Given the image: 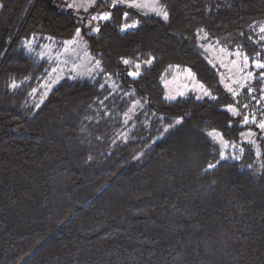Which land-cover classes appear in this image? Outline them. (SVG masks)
Segmentation results:
<instances>
[{
    "label": "trees",
    "instance_id": "obj_1",
    "mask_svg": "<svg viewBox=\"0 0 264 264\" xmlns=\"http://www.w3.org/2000/svg\"><path fill=\"white\" fill-rule=\"evenodd\" d=\"M60 4L0 0V264H264V131L227 111L236 101L199 47L205 35L264 60V0H161L167 21L101 3L112 18L96 34ZM78 28L103 71L63 79L37 104L52 63L28 48L58 51ZM174 66L216 99L166 101ZM237 99L263 119L247 88Z\"/></svg>",
    "mask_w": 264,
    "mask_h": 264
},
{
    "label": "rangeland",
    "instance_id": "obj_2",
    "mask_svg": "<svg viewBox=\"0 0 264 264\" xmlns=\"http://www.w3.org/2000/svg\"><path fill=\"white\" fill-rule=\"evenodd\" d=\"M60 2L62 3L60 4V6L64 10L72 11L77 14L83 13L87 15L86 21L84 20V22L82 23L85 24L88 32L92 34H96L97 32H93L91 28L99 27L98 23L104 22V21H91L92 15L101 14L107 11V9L104 10L103 8L104 5L102 6L100 2L96 4L95 6L97 7L95 8L96 10L90 12L89 14H86V12L88 13L91 7L88 8V11H84L83 8L77 10V8L75 7H68V5H72V4H77V5L85 4V6H87L86 0H60ZM139 2L146 6L141 7L139 9H135V8L133 9L138 10L145 14L155 15L151 11V6H152L151 0H139ZM77 14L76 16L78 18L83 17L80 14H79L80 16H78ZM261 26H264V22L261 24ZM261 26H259L258 29H260ZM260 34L261 36H264V34L262 33ZM204 36L205 35L201 36V39L199 41V47L202 50V52L206 54L209 61L218 68L219 83L226 90L228 86H231L233 89H235L240 93L242 89H240L236 83H233V81L242 82L245 78V74L247 71L256 72L258 70L254 69L251 66L252 62L250 61H249V68L243 69V60L232 55L233 52L237 51L236 49H227L215 45L204 39ZM74 37L75 35L68 41H73ZM260 40L264 45V40H262L261 38ZM68 41H66L64 46L58 51H54L55 49L53 50V47L51 45L46 44L43 48H40L35 52L34 45L36 42H34L33 45L30 44L31 46L29 45L30 47L28 48V52L30 54L36 53L39 58H45L52 63L51 70L49 71L46 79L42 82L40 86L39 93L36 98L37 104L42 103L43 100L47 97L48 93L55 86H57V84L61 82L63 79L90 78L99 71V69L96 67V62L94 61L93 57L90 55L88 50L86 49V42L81 31H80L79 39L75 40L73 43H67ZM143 63H136V64H140L142 66ZM134 65H133V70H130V72L136 71ZM241 69H243V71H241ZM170 73H171L170 76L163 79L162 82L164 88V94H163L164 99L165 97H175V99H177L179 97H183L189 94L194 96L196 99L197 97H200L199 99H203L207 97L203 95V90L198 87L199 85H201V83L195 79L192 73L191 75H189V70L187 68H180L174 66L173 68H171ZM106 83L109 85V87L112 90L118 89L117 80L107 77ZM261 88L264 89V81H262ZM204 89L206 88L204 87ZM181 93H183V95H181ZM230 94L232 95V93ZM261 96H264V92H262ZM233 98L236 101L235 107L240 109V104L237 103L238 101L237 96ZM175 99H165V100L173 101ZM134 105L135 107H133ZM256 105L258 104L256 103ZM259 105L262 109H264V99L260 100ZM140 106H141V101L139 99H134L131 102L129 109L126 111L124 115V121L127 122L128 120H130ZM245 111H246L245 115H248L249 118L251 119V115H249L248 113L249 108L245 109ZM249 133H253V132H246L244 137L245 139H249L250 137H252L248 135Z\"/></svg>",
    "mask_w": 264,
    "mask_h": 264
},
{
    "label": "snow or ice",
    "instance_id": "obj_3",
    "mask_svg": "<svg viewBox=\"0 0 264 264\" xmlns=\"http://www.w3.org/2000/svg\"><path fill=\"white\" fill-rule=\"evenodd\" d=\"M102 4H109L113 9H119V8H135V9H139L141 7H144L146 5H143L142 3L139 2V0H101ZM97 4V0H86V5L85 4H72V5H68V7H75L77 8V10H79L80 8H83L84 11H88L89 7H95ZM151 11L158 17H160L162 20L167 21L169 19V14L168 11L166 10V6L161 4V0H151ZM112 18V14L111 12L105 11L101 14H97V15H92L91 16V21H109ZM123 19L127 20L128 19V12L125 11L124 15H123ZM90 21V24H91ZM137 27L136 23H132V24H123V26L121 27L120 31H126L129 28H135ZM91 30L93 32H99L100 28L99 27H92ZM260 33L264 34V26H261L259 29ZM80 38V29L78 28L76 30L75 33V37L73 39V41H68L67 43H73L75 40ZM204 39H207V36H204ZM261 39L264 40V36H261ZM233 56L242 59L243 60V69H247L249 68V56L245 53L240 52L239 50L235 51L232 53ZM256 57H260L261 56V52L257 51L255 53ZM154 59V58H153ZM122 63L125 65L130 64V61L127 59L122 60ZM146 64H150L151 63V59L145 62ZM235 63V61H234ZM251 66L256 69V70H264V60L261 59H253L252 60V64ZM96 67L102 72L103 68L100 66V62L96 61ZM136 71L135 72H128V75L136 78L140 75L139 69L141 67L140 64H135L134 65ZM243 69H241V71H243ZM189 75H191V72L189 70ZM264 81V71H257V72H253V71H247L245 74V78L244 80L241 81H233V83H236L238 85V87L240 89H244L247 88V94L249 96L252 97V99L256 100V103L259 104L261 99H264V96H261L259 99H257L255 96H252V93L254 91H260V92H264V89L262 88H253L252 87V82L253 81ZM13 88L18 87V85L13 84L12 85ZM101 87L103 88L104 85H101ZM200 89L203 90V95L205 96H210L212 99H216V97L211 96V93L207 90L204 89V86L201 84L198 86ZM228 92L232 93L233 97H236L239 95V92L236 91L235 89H233L231 86L227 87ZM181 95H183V93H181ZM200 97H197V99H199ZM165 99H175V97H165ZM237 103H239V101H237ZM135 107V105L133 106ZM248 105L247 104H240V109H247ZM240 109L236 108L233 105H228L227 107V111L231 112L234 116H238L240 115ZM176 123H180L179 120L176 121ZM243 124H255V126L257 128H259L261 131H264V119L261 120H257L255 114L253 113L251 115V119L249 118L248 115H244L243 116V120H242ZM208 135L210 137L213 138V140H216L217 137H219V133L215 132V130H213L212 132H209ZM249 136L255 135L254 133H249ZM219 142L224 144V147H228V143L223 141V137H219ZM247 143H254V141L252 140H248ZM233 148H235V145H232ZM241 153L243 152V150H240ZM219 157L220 160H224L226 159L225 153L223 151L219 152ZM232 159H237V157H231ZM215 167V165L210 164L209 168Z\"/></svg>",
    "mask_w": 264,
    "mask_h": 264
}]
</instances>
